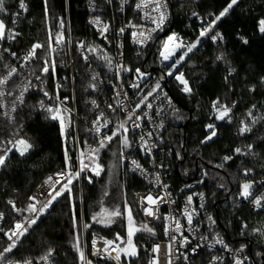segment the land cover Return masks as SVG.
<instances>
[{
	"label": "snow or ice",
	"instance_id": "1",
	"mask_svg": "<svg viewBox=\"0 0 264 264\" xmlns=\"http://www.w3.org/2000/svg\"><path fill=\"white\" fill-rule=\"evenodd\" d=\"M68 0H65L67 4ZM241 0H227V3L218 12H208L206 16H201L198 12L193 11L192 16L196 17L200 22L198 33L192 39H185L176 32H169L164 39L159 41L158 48V66L160 67V73L153 77L151 73L146 70H142L141 67H130L122 59L116 60L111 53V45L115 41V48L117 54L123 57L122 51L123 44L121 41L125 38L126 33L130 34L132 43L138 46L139 49H144L148 46L149 41L153 40V34L159 33L164 30L166 23L169 20V4L167 0H136L133 11L139 14L141 21H146L152 25V27L145 28L143 24L128 20L118 29H114L110 21L103 19L104 13L96 14L97 8L94 0H89L90 11L93 15L90 16L88 23L98 33L99 39L103 40L105 45L108 46L107 50L101 48L91 41H78L76 48L80 53V57L84 60L88 67H91L89 61L94 57L97 61H102L104 68L113 73L112 77L108 78V83L112 86V91L115 97L114 103H107V109L111 113V117L104 111H100V105L95 98H91L88 103L91 104V110L95 111L94 119L91 121V127L86 128V131L92 132L96 141V147H90L85 141V147L89 148V155L87 157L88 162H85V153L80 152L78 156V167L73 166L71 163V157L69 156V150L64 148V168L53 175L48 176L41 185L38 186V192L27 196V203L23 207H19L12 199L6 201L10 206V210L15 214V218L11 223V226L7 230L3 226H0V233L7 238L6 246L0 250V264H21L19 261H13L9 258V254L13 252V249L17 248L18 244L22 242V238H25L30 234L29 230L37 224L38 220L44 216L49 209L54 206L55 202H58L59 198L64 197L69 201L72 210V226L76 228L78 226L77 217L75 214V204L71 203L73 200V188L74 182L87 181L93 182V177H98L104 171V167L100 161V152L110 146L115 140L118 145V159L123 162L128 157L125 156V152L131 149L135 141L130 139L131 136L136 135V130L139 129L142 134L139 135V146L141 151L146 156L153 157V150L159 147V144L163 143V138L160 135L154 137L152 131H144V124H152L154 128L159 130H165L164 128V116L170 115L175 119H181L178 115L179 109L175 108L172 104V99L168 93L164 91L163 82L169 78L177 82L179 90L188 97L194 95L192 84L187 78L184 71H181V67L186 62V58L190 59V54H195L204 45L205 41H210L212 45L217 47L225 43V35L218 30L219 25L229 17L237 7L240 6ZM106 5H112L113 0H104ZM129 4V0H118L117 10L120 13H124L126 6ZM44 5V20L47 25L49 8L48 0H43ZM19 10L11 13V10L7 7L6 0H0V41L7 39L8 41L15 40L17 36L21 35L20 32L14 31L9 28L6 23V19H11V23L15 25L21 12L26 13L28 6L25 0H19ZM11 13V14H10ZM58 19V30L53 33L51 28H47V44L40 42L32 43L30 48L23 56L18 57L17 53L10 51L9 48H3V52H7L9 56L17 60V64L4 63L3 56L0 54V64L5 69V74L0 75V109H5L3 116L9 125H16L15 129L9 133V138L0 139V169H6L8 166V160L10 154H18L20 158H25L32 151L35 150V144L27 135H21L23 126L16 123V118L13 113H17L20 106L25 104V93L29 92L30 88L36 89L39 93H42V98L37 101L33 106L34 110H39L44 119L53 122H58L59 135L62 141L67 142L71 133L67 130L72 126L73 109L68 106L69 97L67 95L61 98L60 89L63 87L61 83L55 85L54 93L50 94L49 90L44 86L46 78L51 75L53 79L56 76V59L55 56L59 54V51L66 48L71 44L70 39H66L64 32V20ZM256 31L261 37H264V16L256 18L255 22ZM111 33V39L109 38ZM7 34V35H6ZM241 44L248 45L249 40L246 36L237 35L236 37ZM37 50H41L43 55H38ZM179 53V55H177ZM137 55L141 53L138 51ZM216 61H222L227 67V75L224 77L225 87L229 92H232L234 85L230 84L229 78L235 79L237 70L231 66L227 60V54L221 52L215 57ZM40 61L38 66L33 68L30 73L31 76L38 82V84H31V81L25 83L23 80L18 84L16 83V77L20 75L19 69H24L26 66L32 63V61ZM190 67L192 65H189ZM125 74H130L131 79L129 81V87L136 95L134 101L129 102L128 92L123 90V85L120 84L117 87L112 83L114 79L117 82H121L125 78ZM68 77L65 76L64 80ZM103 80L100 79L99 73L93 72L85 87V91L91 90L92 93H99L100 85L103 84ZM259 85L264 87V75L260 76ZM247 92L255 93L257 91L256 85H246ZM6 97L12 98L11 107L9 108L3 99ZM44 98H47L51 103H47ZM158 102V103H157ZM237 101H231L227 99L222 100L219 96L213 99L210 103L209 110V122L204 125V138L200 141L201 144H206L212 141L217 136V121H224L227 123L232 122L233 110L237 106ZM168 105L170 111L165 112L162 105ZM256 105L252 104L245 113L246 120H241L237 127V135L247 136L253 131V126L264 123V115L257 117L255 114ZM154 114V115H153ZM114 118V119H113ZM154 118H160L159 123H155ZM250 121V123H249ZM131 122V128L129 127ZM264 139V136L260 137ZM256 145L253 143H247L243 146L235 147L231 153L225 154L221 157L224 163L213 164L215 168H223L224 164L233 160L234 156H242L251 158L252 160H264L259 152L256 151ZM177 159H182L179 152L175 153ZM113 156H117V152H113ZM155 164V161H153ZM131 171H138L141 175L147 176V171L136 160H130ZM161 169L164 165L161 163L156 165ZM115 167V165L113 166ZM261 176H264V164L261 165ZM242 178L238 184L237 199H242L252 204L256 209H264V178L256 179L254 175V168L247 167L241 168ZM91 173V175H88ZM207 176V172L202 173ZM111 175V172H109ZM155 179L151 181L154 185H160L162 189L167 190L169 185L161 184L160 173H152ZM55 176V179H54ZM62 178V179H61ZM221 179H223L221 177ZM203 182V181H199ZM58 186V187H57ZM185 187H191V185H185ZM217 187L223 188L224 184H218ZM183 191V189L181 190ZM107 196V191L104 192ZM201 201L200 209L204 208V193H199ZM171 193L165 191V195L153 196L151 192L146 196L140 197L139 206L146 217H150L152 220H160L159 204L161 202L172 205L176 203L170 199ZM99 211L92 214L91 220L94 224H99L103 227H110L116 220V218H122L126 213L127 230L126 237H122L118 232L114 239H103L102 246L97 247V238L95 235L92 238V252L91 255L97 257L100 261H105L108 264L110 261H114V264H132L135 258H138V245L134 242V237L138 232H146L150 236L155 237L157 235L155 229L149 226L150 222H145L141 226L136 224L133 212L128 202L125 200L123 203V211L121 207H105L103 200L99 202ZM193 196L188 195L186 202L181 212V216L186 221L187 230L191 234L193 231L194 217L198 215V211L192 208ZM175 209H172L169 214L163 216V233L168 239L169 243L166 245V255L171 257L174 251V245H178V249L191 248L193 256L198 255V249L203 247L199 243L193 244V240L188 236L183 235L185 225L181 222V219L173 215ZM5 220V213L0 212V221ZM207 220L210 225H214L216 221L211 215L207 216ZM91 225L85 224L84 229L90 228ZM248 229V225L245 223L242 225L241 235L243 231ZM197 232L199 228L195 229ZM253 234L260 233L264 236V232H261L259 228H252ZM75 243L73 245L79 260V264H93L91 259H88L85 252L80 247L79 235L74 237ZM195 239V236H193ZM201 240L208 241L207 235H201ZM215 245H220L221 248L228 253L232 254L233 264H244L249 257L243 255L245 245L241 244L238 249L229 248L224 239L216 233L212 236L211 242L208 244V249L211 251ZM161 246L159 244L152 245V253H159ZM54 254V248L49 247L46 250L45 255L40 257V260L44 264H52L50 258ZM183 256L184 264H195V260H190L188 254L181 253ZM264 253L256 252V256H262ZM123 258V259H122ZM22 264H33L32 260L25 259ZM148 264H158V259L153 257L149 259ZM167 264H172L171 259L167 261ZM209 264H225L224 259L219 255H211L209 258Z\"/></svg>",
	"mask_w": 264,
	"mask_h": 264
},
{
	"label": "trees",
	"instance_id": "2",
	"mask_svg": "<svg viewBox=\"0 0 264 264\" xmlns=\"http://www.w3.org/2000/svg\"><path fill=\"white\" fill-rule=\"evenodd\" d=\"M14 0H6L7 7L11 9ZM169 4V20L165 29L154 40L146 55L135 62V66L142 70L152 72L155 76L160 73L158 66L159 41L164 39L169 32H176L185 39H192L197 34L196 18L192 12L196 11L201 16L208 12H218L227 3V0H167ZM84 0H48L49 15L47 25L44 20L43 0H29L28 11L20 21L16 40L10 46L11 51L20 53L28 50L32 43L40 42L47 44V28H53L58 22L57 18H64L65 10L70 21L71 41L74 43L80 35L87 32L85 27V12L82 10ZM103 5V3H100ZM115 6V0L112 3ZM110 12V10L108 9ZM264 16V0H241L240 6L222 22L218 30L225 35V43L219 47L205 41L203 47L195 54H190V59L181 67L193 87L194 95L191 97L182 94L177 82L169 78L163 82L164 89L172 98L175 108L179 109L178 115L181 119H175L169 115L167 129L165 131V143L173 151L175 174L173 184L190 181L199 177L201 169L207 172L201 188L204 193L207 209L215 217L219 228L227 240L232 239L239 231L240 221L248 225L237 240L247 248V253L252 264H264V255L257 257L256 252L264 253V236L260 233L253 234L252 228H259L264 232V209L257 214L249 213L245 208L239 206L231 208L225 206L229 196L238 190V184L242 178L241 168H254L256 179H262L261 165L264 160H252L242 156H234L233 160L224 164V167L215 168L213 164L224 163L221 159L229 154L235 147L247 143L256 145V151L264 157V123L253 126V131L247 136L237 135V127L241 120H246L245 113L252 104L256 105L255 114L257 117L264 115V87L259 85L260 76L264 75V37L256 31V18ZM106 17V16H105ZM7 23V19H6ZM51 28V29H52ZM237 35L246 36L248 45H243L236 38ZM14 48V49H13ZM21 49V50H20ZM221 52L227 54V60L237 72L235 79L229 78L230 84L234 85L232 92H229L224 84V77L227 75L226 65L222 61H216L215 57ZM38 55H43L37 50ZM179 55V53L177 54ZM40 61H34V67ZM189 65H192L191 67ZM4 68L0 64V75ZM75 103L78 115L84 114V99L86 97V76L82 71L75 74ZM246 85H256L255 93L247 92ZM220 97L237 101L233 110L232 122L217 121V136L206 144L200 141L204 138V125L209 122V106L213 99ZM37 98L28 96L24 106L17 112L16 123L23 126L21 135H27L35 144V150L25 158L18 154H10L6 169H0V212L5 213L4 228H8L15 218L11 212L7 200L12 199L19 207L27 203V196L31 195L36 184L41 178L52 171L64 168V148L69 150L71 163L74 162V131L73 123L67 130L71 133L67 142L62 141L59 135L57 122L46 120L31 112V106ZM73 121V119H72ZM250 123V121H249ZM16 125L0 120V139L9 138V133ZM76 133L79 140L89 137L81 122L76 123ZM179 152L182 159H177L175 153ZM117 156L113 151L106 148L100 152V161L104 172L98 178H93L91 184L85 181L74 182L73 200L78 226H72V210L69 201L64 197L42 216L36 225L29 230L30 234L22 238V242L9 254L13 260L35 259L44 254L47 248H54L56 254L52 264H79L78 256L74 251V237L79 235L80 247L85 251L88 259L93 264H105L94 260L90 256L89 241L92 233L99 234L107 239H113L118 232L124 236L122 226L111 225L103 227L94 224L91 216L98 210L99 202L103 200L104 205L119 202L122 194L131 197L129 206L132 209L135 221L142 222L138 208L132 193L142 189V183L133 175L121 169ZM115 165V167H113ZM111 172V175H109ZM221 177L223 179H221ZM224 184L223 188L217 187ZM108 195L105 196L104 192ZM122 193V194H121ZM126 215V213H125ZM85 224L91 225L85 229L84 241L82 227ZM228 226L230 228L228 229ZM157 233L155 237L147 240L136 234L134 242L138 245V258L132 264H146L149 245L161 237L162 224H152ZM85 243V248L83 247ZM6 246V242L0 240V250ZM204 253H200L195 264H204ZM127 262H125L126 264ZM108 264H114L112 261Z\"/></svg>",
	"mask_w": 264,
	"mask_h": 264
},
{
	"label": "built area",
	"instance_id": "3",
	"mask_svg": "<svg viewBox=\"0 0 264 264\" xmlns=\"http://www.w3.org/2000/svg\"><path fill=\"white\" fill-rule=\"evenodd\" d=\"M28 1L29 0H25L26 4H28ZM94 2H95V6L97 8L96 14L104 13L103 19L106 21H110L112 23L114 29H118L124 23H126L128 20H133L134 22L141 23L144 25L145 28L152 27V25L150 23H148L146 21H141L139 19V14L135 13L132 10L136 0H129V4L126 6V10L124 13H120L117 10L118 0H115V6L106 5L104 3V0H94ZM100 3H103V5ZM18 5H19V0H14L12 7L10 9L11 13H14V12L19 10ZM108 9L110 10V12L108 11ZM82 10L85 12V27H86L87 32L83 35H80L79 38L74 43L71 41L70 45H68L63 50L59 51V54L55 56V59H56V76H55V79H53L51 77V75H49L46 78V82L44 85L49 90L50 94H52L55 91V85L57 83H61L63 85V87L60 89L61 98H63V96H65V95H67L69 97L68 106L74 110L73 115H72V119H73L74 148H75L74 162H75L76 167H78V156H79V153L81 151L85 153V158H86L85 162L86 163L88 162L87 157L89 155V148L85 147V141H87V144L90 147H96V141L94 138V134L92 132L86 131V128L91 127V121L94 119L95 111H97V110H91L92 106L90 103H88V101L91 98H95L97 100V103L100 105L99 110L104 111L107 115H109L111 117V113L107 109L106 104L107 103H114V100H115V97H114V94L112 91V86H111V84L108 83V78L112 77L113 73L108 72L104 68L103 62L97 61L94 57L90 58L89 63L91 65V67H88L85 64L84 60L80 57V53L78 52V50L76 48L77 42L83 41V40L91 41L94 44L98 45L99 47L105 48V50H107V48H108V46L105 45L104 41L99 39L98 33L95 32V29L88 23L90 16L93 15V13L90 11L89 0H84ZM25 15H26V13L21 12L20 16L17 19V23L15 25H13L11 23V19H7V26L9 28H12L14 31L18 32V28L20 26V21L25 17ZM63 20H64V25H65L64 32H65L66 39L71 40L70 21H69V16H68V12H67V7L65 10V16H64ZM167 23H166V25H167ZM196 24H197L196 31L198 33V29L200 27V22L197 18H196ZM57 25H58V22L52 28L53 33H55V31L58 30ZM166 25H165V27H166ZM165 27H164V29H165ZM161 32L153 34V40L149 41L148 46L145 47L144 49H139L138 46L134 45L132 43V38H131L130 34L126 33L125 38L121 41V43L123 44V48H122V51L124 53L123 57H120L117 54V50L115 48V41L110 46L111 47L110 55H112L114 57V59H116V60L122 59L124 61V63H126L130 67H137V66H135V62L142 59L146 55L147 51L150 49L154 40L161 34ZM111 35L112 34L109 33L110 39H111ZM15 40L8 41L7 39H5L3 41H0V54H2V56H3V62L4 63L17 64V60H15L11 56H9V54L7 52H3V48H5V47L9 48L11 51L10 46L13 44V42ZM26 51L27 50H24V51L18 53L17 56L18 57L23 56L26 53ZM138 51L141 53L140 56L137 55ZM33 64H34V61H32V63L29 64L28 66H26L24 69H19V72L21 74L16 77V83L19 84L23 80L25 83H27L28 81H31V84H33V85L38 84V82L34 79V77L30 75V73L33 71V68H34ZM17 66H18V64H17ZM79 71H82L85 74L86 85H87V83L90 79V76L93 72L99 73L100 79L104 81L103 84L100 85L99 93H92L91 90L85 91L86 97L84 99V104H83V106H84V114L83 115H78L76 103H75V91H74L75 81H74V79H75V74L78 73ZM149 73H151L153 77H156L152 72H149ZM3 74H5V69H4ZM65 76L68 77L67 80H64ZM130 79H131V75L125 74V78L121 82H117L114 79L112 80V83L116 84L117 87H119L120 84L123 85V90L128 92V94H129V102L134 101L136 99V95L134 94L133 90L128 86ZM164 91H166V90L164 89ZM28 96H34L37 98L36 102L31 106V112L37 116L44 118L43 114L39 110L33 109V106L36 105L37 101L42 98V93H39L34 88H30L29 92L25 93L24 99H26ZM44 99L46 100L47 103H51V101H48L47 98H44ZM3 103H5L10 108L11 103H12V98L11 97L4 98ZM172 104L175 107L173 100H172ZM23 106H20L19 110ZM162 107H164L165 112L170 111L168 105L165 104V105H162ZM4 111H5V109H0V120L8 123L3 116ZM12 115L15 116V118H16L17 113H13ZM168 118H169V115L163 117L165 130L156 129L153 127L152 124H147V123L144 124V131L145 132L152 131L154 137L156 135H160L163 138V143L159 144V147H157L156 149L153 150V157L146 156L144 154V152L141 151L140 146H139V135L142 133L140 132L139 129H137L135 136H131V134H130V139H133L135 141V143H133L131 149H129L125 152V156L128 158L125 159L123 162L119 161L122 170H125L126 172L130 173L131 175L136 177L142 183V186H143L142 189L134 191L132 193V197L134 199V202L137 205V208H138L139 214L141 216L142 222L143 223L150 222L149 225L156 224L158 222H161V224H162L163 223V216L166 214H169V212L172 209H175V212L173 213V215L180 218L181 222L185 225V228L183 230V235L188 236L189 239H192L193 244L199 243L200 245L203 246V247L198 249V255L200 253H204V259H205L204 264H209V258L211 255H219L224 259L225 264H233L231 253L225 252L221 248L220 245H215V247L211 251H209L208 244L211 242L212 236L215 235L216 233H219V235L224 239L225 243L228 244L229 248L238 249L241 244L237 243V240L241 236L242 225L245 224V222L240 221V226H239L240 228H239L237 235H235L232 239L227 240L225 238V236L223 235V233L221 232L215 217L207 209V205H206L205 200L203 202L204 208L200 209L201 201H200L198 194L202 193L201 188H202L203 182H199V181H204L206 178V176H204L202 174V173H204L203 169H201L199 171L200 174H199L198 178L180 183L179 185H176V186L173 184L172 179H173V176L175 174V165L173 162L174 161L173 151L169 146L166 145L165 139H164V136H165L164 134H165V131L167 129ZM154 119H155V123L158 124L160 118H154ZM78 121L83 124L86 136L89 137V139L92 141H89L87 138L79 140L77 133H76V123ZM129 127L131 128V122H129ZM108 148L111 149L113 152H117V157H118L119 145L115 140L110 144V146ZM131 159H136L143 166V168L147 171L148 175L144 176V175H141L138 171H136V172L131 171L130 170L131 169V166H130V160ZM153 161H155V164L153 163ZM161 163L164 165L163 169L156 166V165H159ZM60 170H62V169L55 170V171H52V172L45 174L41 178V180L36 184L31 195L38 192V186L41 185L42 182L48 176L53 175L54 173H57ZM154 172L160 173L161 184L169 185V188L167 190L162 189V187L160 185H154L153 183H151V181H153L155 179L154 175H152V173H154ZM88 175H91V173H88ZM54 179H55V176H54ZM85 182L87 184H89L86 180H85ZM77 183H78V187L80 189V183L81 182H77ZM185 185H191V187H185ZM182 189H183V191H181ZM165 191L171 193L170 199L174 200L176 203L169 205V204H165V203L161 202L159 204V214L161 217L160 220H152L150 217H146L144 215L143 211L141 210L140 206H139L140 197L146 196L147 194H149V192H151V194L153 196H157V195L163 196V195H165ZM188 195L193 196V204L191 205V207L197 209V211H198V215L196 217H194L193 231L191 234L187 230L186 221L181 216V212L183 211V208H184V205L186 202V197ZM237 195H238V191L231 194L229 196V198L227 199V201H225L224 205L225 206L229 205L231 208L241 206V207L245 208L251 214H257V213L263 211V209H256L252 204L248 203L247 201H244L242 199H237L236 198ZM208 215H211L213 217V219L216 221V223L214 225H210V222L207 220ZM4 221H0V226H3ZM10 226H11V224H10ZM196 228H199L198 232L195 230ZM229 228H230V226H228V229ZM7 229L8 228H5V230H7ZM244 231H243V233H244ZM202 234L207 235L209 237V240L208 241L201 240L200 236ZM94 235L97 238V247L102 246V240L105 239L106 237L101 236V235L96 234V233H92L91 237H90V241H89L90 256L94 260H96L97 262L103 263L105 261H100V260H98L97 257H94L91 255L92 238ZM193 236H195V239H193ZM0 240L7 243V238L4 237L2 233H0ZM154 243L159 244L161 246L159 253H152L151 249H152V245ZM168 243H169V241L164 236L163 227H162L160 239L155 241V242H151L149 245V251H148V257H147V263L146 264H148L149 259H151L153 257H156L158 259V264H167V261L169 259H171L172 264H184L183 256L180 254L185 253V252L188 254L190 260L196 261V258L198 257V255L193 256L191 253L190 247L186 248V249L176 250L178 248V245H174V251H173L171 257L167 256L166 255V245ZM84 248H85V243H84ZM45 253L42 254L41 256L45 255ZM243 255H247L249 257V255L247 253L246 246H245V250H244ZM41 256H39L35 259H30V260H32L33 264H44V262L40 260ZM55 256H56V254L54 252L53 256L50 258L51 262L53 261ZM13 261H18V260H13ZM22 261L23 260H21L19 262H21V264H22ZM112 262L114 263V261H112ZM244 264H252L251 258L249 257V259L247 261H244Z\"/></svg>",
	"mask_w": 264,
	"mask_h": 264
},
{
	"label": "rangeland",
	"instance_id": "4",
	"mask_svg": "<svg viewBox=\"0 0 264 264\" xmlns=\"http://www.w3.org/2000/svg\"><path fill=\"white\" fill-rule=\"evenodd\" d=\"M103 172H104V171H103ZM103 172H102V173H103ZM102 173H101V175H102ZM101 175H100V176H101ZM98 177H99V176H98ZM98 177H94V178H98ZM89 184H91V183H89ZM121 194H122V193H121ZM125 200L128 202V204H129L130 202L132 203V201H131V197H130V196L122 194L121 199L119 200V202H115V203H112V204H109V205H104V206H105V207H109V208L119 206V207H121V210L123 211V203H124ZM132 204H133V203H132ZM97 208H98L97 211H99V206H98ZM136 224H137L138 226H141V225L143 224V222L136 221ZM112 225L122 226L123 229H124V236H122V237H126L127 220H126V215H125V213H124V215H123L122 218H116L115 222H114ZM149 226L151 227V225H149ZM84 230H85V229L82 227L83 241H84V233H85ZM137 234H139L140 236H142L143 238H145V239H147V240H150V239H148V238H151V237H152V236H150V234H148V233H146V232H138ZM115 235H116V234H115ZM115 235H114V237H115ZM114 237H113V239H114ZM83 247H84V242H83ZM83 251H84V250H83Z\"/></svg>",
	"mask_w": 264,
	"mask_h": 264
},
{
	"label": "bare ground",
	"instance_id": "5",
	"mask_svg": "<svg viewBox=\"0 0 264 264\" xmlns=\"http://www.w3.org/2000/svg\"><path fill=\"white\" fill-rule=\"evenodd\" d=\"M52 28V27H51ZM14 49V48H13ZM21 50V49H20ZM21 52V51H20ZM75 150V149H74ZM119 161V160H118ZM240 243V242H239ZM204 262V261H203Z\"/></svg>",
	"mask_w": 264,
	"mask_h": 264
}]
</instances>
